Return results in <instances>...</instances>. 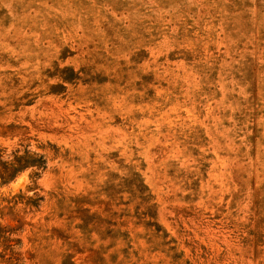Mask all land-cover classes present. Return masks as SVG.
<instances>
[{
  "label": "rangeland",
  "instance_id": "rangeland-1",
  "mask_svg": "<svg viewBox=\"0 0 264 264\" xmlns=\"http://www.w3.org/2000/svg\"><path fill=\"white\" fill-rule=\"evenodd\" d=\"M0 264H264V0H0Z\"/></svg>",
  "mask_w": 264,
  "mask_h": 264
}]
</instances>
